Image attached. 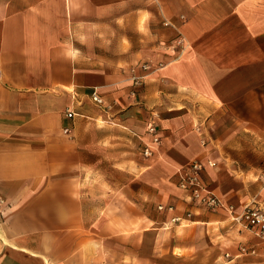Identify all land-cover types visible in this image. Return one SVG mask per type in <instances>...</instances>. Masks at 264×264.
I'll list each match as a JSON object with an SVG mask.
<instances>
[{"label": "crops", "instance_id": "crops-1", "mask_svg": "<svg viewBox=\"0 0 264 264\" xmlns=\"http://www.w3.org/2000/svg\"><path fill=\"white\" fill-rule=\"evenodd\" d=\"M138 1L148 6L121 25L118 0H0V264H148L150 234L162 254L165 238L182 256L206 241L216 264H264L258 228L200 205L177 173L201 160L234 213L264 208V173L208 163L213 125L264 142V0ZM153 19L162 43L147 50L135 31L152 37ZM149 57L161 67L144 70ZM96 86L108 113L90 102ZM68 107L81 115L67 119ZM152 124L162 140L147 157Z\"/></svg>", "mask_w": 264, "mask_h": 264}, {"label": "rangeland", "instance_id": "rangeland-1", "mask_svg": "<svg viewBox=\"0 0 264 264\" xmlns=\"http://www.w3.org/2000/svg\"><path fill=\"white\" fill-rule=\"evenodd\" d=\"M118 1L119 3L117 5L120 12L117 15V17L115 16L113 17V19H117V21L120 22L121 25L124 23L127 14L129 15V18L130 16H132L133 18L135 15H137V13L139 14L142 12L141 10L142 8L148 6V3L144 1L142 2L138 0H129L130 12H126L124 11L126 1L125 0H118ZM105 14L108 13L105 12ZM132 18H131V25L133 24ZM109 19L105 17L104 21H109ZM154 20L155 19H153L154 23L152 26V34H151L152 37H148L144 35L143 25L139 27L141 28L140 31H135L136 37L142 40L141 41L142 44H144V42L147 41L148 44L145 43L147 47H144L147 50H156L159 44L162 43L160 38H162L161 33H163L164 31L163 27L165 25L163 24V22L154 21ZM121 30L123 29L121 28ZM130 35L132 36L134 35V33L131 32ZM174 37H175L174 39H176L177 36ZM171 39H173V37ZM146 60H147L146 62L150 63L151 65H157L161 67L162 62H159L158 60H155L151 57L147 58ZM134 75H136V72L134 71V69H131V77L129 78L133 82H135L133 80ZM133 91L135 92V94L137 93V90H133ZM107 101L111 103V101L109 100ZM229 120H233V119L229 118L228 121ZM213 128L216 130L218 129V133L220 135L217 141H213V146L217 148L219 154L218 157L214 160L215 161L214 166H217L221 170H227L228 172L234 174L239 178H245L246 175L245 171L247 172V170L253 171L256 175H260L264 173V151H263L264 142L259 138L258 130L255 131L252 129L250 131V137L243 138L241 135L243 129L242 126L231 125V124L227 125L223 123L218 127L213 125ZM105 163L106 164L108 163L107 165L109 166V168L111 167L110 159H106ZM250 175L254 176L252 172H250ZM217 196L225 203L234 205L235 208V204L229 202L227 199L221 197L219 194H217ZM221 210H226V209L221 208L213 212H218ZM158 243H159L158 238L156 240V237L153 234L146 236V242L141 243V246L139 248V253L141 255H146V258L147 256H151L150 262L148 264H216L217 262V259L215 258L216 254L210 252L208 242L206 241L203 243L202 248L200 247V250L192 254L189 255L187 254L183 256L174 253V251L171 249V244H170L172 242L171 241L169 242L166 238H165V253L162 254V251L158 249V245H159ZM251 250L253 251V249ZM248 251H250V249L246 248L245 252ZM229 256L230 253L224 254L225 258H229Z\"/></svg>", "mask_w": 264, "mask_h": 264}, {"label": "built area", "instance_id": "built-area-1", "mask_svg": "<svg viewBox=\"0 0 264 264\" xmlns=\"http://www.w3.org/2000/svg\"><path fill=\"white\" fill-rule=\"evenodd\" d=\"M177 43L182 46L183 50L186 49L188 43L184 35L180 33L177 38ZM144 70H150L151 64L148 62H144L142 65ZM145 78V75H134L133 80L135 84H142V80ZM90 102L100 108L103 112H109L112 104L109 103L104 95L101 93L98 86L94 87L89 94ZM82 101L80 102V104ZM81 113L75 107H68L66 110V118L70 120H74L76 117L80 116ZM71 126H66L64 130L66 132H70ZM149 133L152 136L151 141L144 144L143 153L145 156H152L157 151L158 146L161 144V135L159 133L158 126L156 124H152L149 126ZM209 165L214 166L215 163L213 161L208 162ZM205 168V163L201 160H193L185 167L178 168V178H179V186L182 189L188 190L190 192L191 197L197 201L200 205L208 208L212 211H217L221 208L226 209L230 212L235 220H239L250 227L258 228L261 232V235L264 239V208L255 203L248 202L242 212L239 214L234 213V205L227 204L223 200H221L217 194L211 189L202 179V171ZM160 209H163L164 206H160ZM169 210H173V206L168 207ZM181 217H175L174 221L180 220ZM245 251L246 248H243ZM255 248H253V252H255Z\"/></svg>", "mask_w": 264, "mask_h": 264}]
</instances>
